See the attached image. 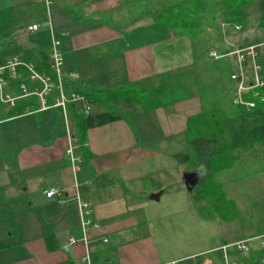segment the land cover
Listing matches in <instances>:
<instances>
[{
  "label": "crops",
  "instance_id": "crops-1",
  "mask_svg": "<svg viewBox=\"0 0 264 264\" xmlns=\"http://www.w3.org/2000/svg\"><path fill=\"white\" fill-rule=\"evenodd\" d=\"M50 1L46 6L0 0V41L15 47L0 57L49 44L52 31L60 40L63 70L75 74L63 78L67 94L75 92L73 84L115 88L192 62L189 39L187 61H170L163 39V47L152 43L175 36L165 25L142 22L125 33L108 21L121 0ZM263 20L260 0L248 9L240 30L222 29V40L228 53L259 45L264 80V35L249 40L238 35L246 26L250 31L264 27ZM30 24L39 28L23 38L20 33ZM152 30H162L156 40L142 33ZM227 57L232 63L233 57ZM50 98L54 103V94ZM9 109L0 102V264H87L86 255L90 264H199L202 259L213 264L222 263L217 251L222 244L245 239L217 238L206 228L209 219L189 203L184 176L194 173V185L203 170H184L175 155L184 151L186 119L200 111L197 97L136 115L134 129L123 120L87 129L85 149L80 144L75 149L81 157L77 170L65 155L66 129L75 136L67 107L66 121L60 107L15 116L8 115ZM248 165L245 160L237 170H249ZM50 188L66 191L49 199L44 192ZM159 191L157 199L149 198ZM75 192L90 211L85 225ZM259 215L264 222V209ZM68 238L75 241L64 248Z\"/></svg>",
  "mask_w": 264,
  "mask_h": 264
},
{
  "label": "trees",
  "instance_id": "trees-1",
  "mask_svg": "<svg viewBox=\"0 0 264 264\" xmlns=\"http://www.w3.org/2000/svg\"><path fill=\"white\" fill-rule=\"evenodd\" d=\"M259 1L121 0L120 6L105 16L108 21L124 31L142 22L163 23L173 34L189 37L192 62L115 88L73 84L71 88L83 94L93 107L91 113L84 116L78 111L76 103L67 104L68 112L74 119V134L81 147L89 128L123 120L134 129L136 115L158 108L169 109L177 102L197 97L200 111L186 119L184 129L187 150L176 154L175 158L186 171L203 170L188 191L191 207L202 218L231 220L236 208L223 192L226 175H235L238 166L245 160H249V170L264 171V99L253 98L247 92L244 99L254 101L253 107L234 103L235 90L228 72L231 62L223 44L221 23L230 28L237 24L246 25L248 9ZM9 44L0 41V46ZM214 45H217L216 52L222 57L209 56L208 52ZM49 52V44L41 45L22 50L20 59L33 63L40 73L53 75ZM4 61L5 57H0V65ZM17 70L26 79L28 72L22 66ZM24 82L29 91L35 86L28 80ZM7 89L20 95L16 80ZM262 93L264 96V91ZM52 101L50 97L47 99L48 104ZM38 106L36 96L22 97L10 107L8 115L36 110ZM229 255L232 259L237 258L239 264H259L261 252L251 249L243 256L233 251ZM213 264L222 263L215 261Z\"/></svg>",
  "mask_w": 264,
  "mask_h": 264
},
{
  "label": "built area",
  "instance_id": "built-area-1",
  "mask_svg": "<svg viewBox=\"0 0 264 264\" xmlns=\"http://www.w3.org/2000/svg\"><path fill=\"white\" fill-rule=\"evenodd\" d=\"M41 1L46 6L51 4L50 0H35ZM47 25L51 26L50 20L48 18ZM222 29L226 27V24L221 23ZM39 24L27 25L24 30L21 31L20 35L27 36L30 33L38 30ZM234 30H240L241 25H234ZM22 39V38H21ZM50 52H49V65L52 70L53 75L40 73L36 71L33 63L24 62L20 59L19 55H13L7 58L3 64L0 65V102L7 105L8 107H13L16 100L22 97L34 95L37 97L39 102V107L37 110L48 109L51 107H60L64 120L66 121V107L68 103H79L80 112L87 116L92 111V105L85 98L83 94H78L75 92L66 93L63 87L64 76L74 77L73 72H66L63 70V57L59 49L60 40L59 37L51 31L50 38ZM259 45H251L240 49H235L228 53L233 57L232 63L228 66V72L230 80L234 86L235 98L234 103L244 105L247 108L254 106V101L245 100L244 94L247 92L253 98L263 100L264 91V80L261 77V66L258 61ZM209 56L213 58L222 57L215 50L210 49L208 52ZM227 55V54H226ZM19 66H22L27 72L28 76L23 79L21 73L17 70ZM18 81V86L20 90V95H16L12 90H8L10 83L12 81ZM24 80H28L34 83L35 86L31 91L27 89ZM40 85V87H39ZM54 95V103L48 104L47 98ZM25 110H29L25 107ZM35 110H31L33 112ZM68 127V126H66ZM65 140L67 142L65 155L69 159L72 170H77L78 163L81 161V157L76 154L75 149L78 147L79 143L77 137L72 135L69 129H66ZM76 184H73L75 188ZM66 189L50 188L44 192L46 198H54L56 196H61ZM79 210V216L81 218V224L85 225L89 223L86 218L89 214V208L86 203L82 202L79 195L75 192L74 195ZM75 240L68 238L67 243L64 248L73 244ZM256 249L261 252L259 258V264H264V232L258 236L245 238L237 240L232 243L222 244L217 251L221 254L222 264H239V260L232 259L229 252L233 251L239 256H243L249 250ZM87 264H90L88 255L85 256ZM208 259H202L199 264H210Z\"/></svg>",
  "mask_w": 264,
  "mask_h": 264
},
{
  "label": "rangeland",
  "instance_id": "rangeland-1",
  "mask_svg": "<svg viewBox=\"0 0 264 264\" xmlns=\"http://www.w3.org/2000/svg\"><path fill=\"white\" fill-rule=\"evenodd\" d=\"M105 0H100L104 2ZM48 21V20H47ZM264 23V20L262 21ZM157 26H164L163 23H156ZM160 28V27H159ZM161 31H144V33L151 40H156L158 33ZM246 40L254 38L256 36L264 35V27L260 26L254 31H250L248 27H244L243 30L238 32ZM162 36V35H161ZM163 39V40H162ZM188 36L185 34L175 36H162V38L152 41L154 45L163 47L165 43V49L170 53V61L173 60H185L187 58V51L189 48ZM162 40V43L159 41ZM10 45V44H9ZM14 46H0V52L3 50H13ZM192 55V54H191ZM261 64V62L259 61ZM184 150V151H183ZM183 151L187 150V145L184 143ZM246 169V168H245ZM185 170V169H184ZM235 175L228 174L223 181V192L226 198L234 202L236 208V214L231 220L223 221L219 218H209L207 227L209 232L212 231L217 238L220 237H232V239H240L250 237L252 235L260 234L264 231V222L261 219L259 213L263 211L264 207L260 206V203L264 204V171L255 172L254 170H237ZM197 179L196 175L193 176L192 181ZM155 204L156 201H151ZM158 202V201H157ZM201 230L198 232L200 236ZM193 237V236H192ZM214 255L218 254L215 250ZM190 264V261L184 262Z\"/></svg>",
  "mask_w": 264,
  "mask_h": 264
},
{
  "label": "water",
  "instance_id": "water-1",
  "mask_svg": "<svg viewBox=\"0 0 264 264\" xmlns=\"http://www.w3.org/2000/svg\"><path fill=\"white\" fill-rule=\"evenodd\" d=\"M195 174L192 172H187L184 176V184L186 186V189L189 191L191 186L193 185V181L192 178ZM161 194V191L157 192V193H152L149 195L150 199H157L158 196Z\"/></svg>",
  "mask_w": 264,
  "mask_h": 264
}]
</instances>
